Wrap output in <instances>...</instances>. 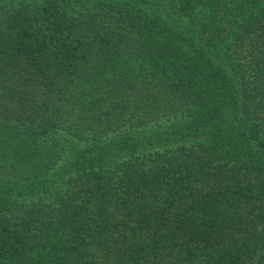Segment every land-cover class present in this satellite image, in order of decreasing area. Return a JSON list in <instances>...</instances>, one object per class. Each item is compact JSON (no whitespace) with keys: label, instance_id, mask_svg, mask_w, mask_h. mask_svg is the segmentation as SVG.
Instances as JSON below:
<instances>
[{"label":"trees","instance_id":"trees-1","mask_svg":"<svg viewBox=\"0 0 264 264\" xmlns=\"http://www.w3.org/2000/svg\"><path fill=\"white\" fill-rule=\"evenodd\" d=\"M0 264H264V0H0Z\"/></svg>","mask_w":264,"mask_h":264}]
</instances>
